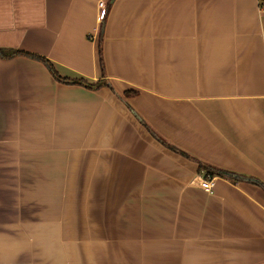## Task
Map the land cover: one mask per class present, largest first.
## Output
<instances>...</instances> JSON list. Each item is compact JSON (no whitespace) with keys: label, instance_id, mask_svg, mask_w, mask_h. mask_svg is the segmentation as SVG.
Instances as JSON below:
<instances>
[{"label":"crops","instance_id":"1","mask_svg":"<svg viewBox=\"0 0 264 264\" xmlns=\"http://www.w3.org/2000/svg\"><path fill=\"white\" fill-rule=\"evenodd\" d=\"M0 48L106 81L0 56V264H97L61 246L114 220L164 245L132 264H264V0H0Z\"/></svg>","mask_w":264,"mask_h":264},{"label":"rangeland","instance_id":"2","mask_svg":"<svg viewBox=\"0 0 264 264\" xmlns=\"http://www.w3.org/2000/svg\"><path fill=\"white\" fill-rule=\"evenodd\" d=\"M94 191L96 190V184H94ZM95 192L93 193V195ZM94 199L100 200L101 198L98 197L96 198L94 196ZM108 198H105V200ZM117 196H114V194L110 195V201L113 202L114 204L111 206H117ZM118 212V210H116ZM116 211H111L110 216H114L116 219L118 216L119 218H122V214L117 213ZM117 220H114V222H110V226L106 224V228H101L98 227L101 223H92V224H86V227L84 228L85 224H82V227L80 229H77L76 233L77 234V244L75 245H70V246H61L60 251L62 252H76L77 254L81 255L79 258L84 259L83 257L84 254H92L94 261L100 260L97 262V264H104L105 260L104 257L101 259L99 257L108 255V263L109 264H132V262L127 261V259L132 260L134 258L133 254L135 252L141 253L142 256L148 257V253H156L157 252H163L164 251V245L163 244H148L146 243L147 240H149V236H151V232L149 229L145 228H140L144 232L143 238H141L142 243H138V234L136 231H133V229L130 228H121L119 229L117 224ZM122 224V223H121ZM128 223H124L123 225H127ZM79 225V224H78ZM113 225V227H111ZM105 226V225H104ZM126 232L125 234V239L124 237H120L121 233ZM131 231H133V234L130 235ZM55 232L54 230L51 231ZM133 237V238H132ZM87 238V239H85ZM123 241L125 243H123ZM155 241V240H153ZM161 243L163 242V239H159ZM36 246V245H35ZM35 246H30L31 248H34ZM50 247V246H49ZM52 247V248H51ZM51 250L58 251V247H55L53 249V246H51ZM148 249H151V252H146ZM33 250V249H32ZM157 251V252H156ZM66 254V253H65ZM124 254V255H122ZM120 255H122V258H124V262L120 260ZM161 256V255H160ZM149 258V257H148ZM80 263H83V261H79ZM151 264H154L156 262H150ZM162 263V261L160 262ZM157 263V264H160Z\"/></svg>","mask_w":264,"mask_h":264},{"label":"trees","instance_id":"3","mask_svg":"<svg viewBox=\"0 0 264 264\" xmlns=\"http://www.w3.org/2000/svg\"><path fill=\"white\" fill-rule=\"evenodd\" d=\"M27 55L30 57H33L37 60H40L42 62H44L46 64V66L49 68L50 72L52 73V75L59 81L64 82V83H74V84H81L84 85L86 87L89 88H97L100 87L101 85L105 84L106 81L102 78L97 82H89L83 78H69V77H64L62 76L58 70L56 69V67L54 66V64L45 56H41L38 54H34V53H30V52H25V51H21V50H16V49H10V48H0V56H2L3 58H10L13 57L15 55ZM102 73L104 76V69H103V65H102ZM135 92H127L126 94H133ZM172 149L174 150H178L177 148H175L174 146L169 145ZM180 151V150H178ZM182 153H184L185 155L188 156V154L184 151H180ZM199 172H204V177L206 179H210V178H214L215 176H221V177H226L229 178L233 181H249V182H253V183H260L258 180L251 178V177H247V176H243L228 170H224L221 168H217L215 166L206 164L201 162L199 165Z\"/></svg>","mask_w":264,"mask_h":264},{"label":"built area","instance_id":"4","mask_svg":"<svg viewBox=\"0 0 264 264\" xmlns=\"http://www.w3.org/2000/svg\"><path fill=\"white\" fill-rule=\"evenodd\" d=\"M100 6V11H99V18L101 20H104L108 14V10L106 7V3L101 1L99 3ZM202 186L204 189H206L207 191H211L212 190V186H213V179H206L202 181Z\"/></svg>","mask_w":264,"mask_h":264}]
</instances>
